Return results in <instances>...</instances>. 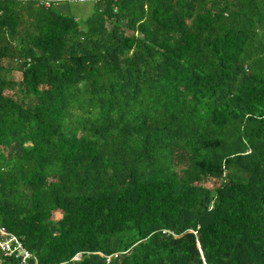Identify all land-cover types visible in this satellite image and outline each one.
Listing matches in <instances>:
<instances>
[{
  "label": "trees",
  "instance_id": "1",
  "mask_svg": "<svg viewBox=\"0 0 264 264\" xmlns=\"http://www.w3.org/2000/svg\"><path fill=\"white\" fill-rule=\"evenodd\" d=\"M59 4L0 1V226L28 263L264 264V0Z\"/></svg>",
  "mask_w": 264,
  "mask_h": 264
},
{
  "label": "built area",
  "instance_id": "2",
  "mask_svg": "<svg viewBox=\"0 0 264 264\" xmlns=\"http://www.w3.org/2000/svg\"><path fill=\"white\" fill-rule=\"evenodd\" d=\"M4 1V0H0ZM9 1H31V0H9ZM33 1V0H32ZM40 4L45 6L57 5L59 3H74V2H91L97 3L101 0H35ZM0 250L5 256H14L15 259L19 260V264H29L28 261L31 258V253L23 246L20 239L8 232L5 228L0 226ZM77 257V256H76ZM107 259H110V256H107Z\"/></svg>",
  "mask_w": 264,
  "mask_h": 264
},
{
  "label": "rangeland",
  "instance_id": "3",
  "mask_svg": "<svg viewBox=\"0 0 264 264\" xmlns=\"http://www.w3.org/2000/svg\"><path fill=\"white\" fill-rule=\"evenodd\" d=\"M66 6L69 7L70 9V13L75 15L78 20H82L84 18H86L87 16H89V14L93 13L95 10V6L94 4H92L91 2H74L71 4H66ZM10 77H12L13 79H18L20 77L18 72H11L9 74Z\"/></svg>",
  "mask_w": 264,
  "mask_h": 264
},
{
  "label": "crops",
  "instance_id": "4",
  "mask_svg": "<svg viewBox=\"0 0 264 264\" xmlns=\"http://www.w3.org/2000/svg\"><path fill=\"white\" fill-rule=\"evenodd\" d=\"M93 4V3H92ZM59 7L64 11V12H70V9L68 6H66V3H60Z\"/></svg>",
  "mask_w": 264,
  "mask_h": 264
}]
</instances>
